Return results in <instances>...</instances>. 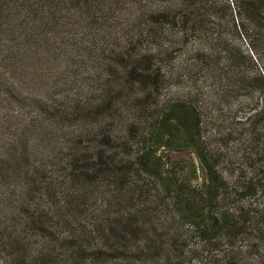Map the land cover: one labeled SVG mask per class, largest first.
I'll use <instances>...</instances> for the list:
<instances>
[{
    "label": "trees",
    "instance_id": "16d2710c",
    "mask_svg": "<svg viewBox=\"0 0 264 264\" xmlns=\"http://www.w3.org/2000/svg\"><path fill=\"white\" fill-rule=\"evenodd\" d=\"M196 12L0 0V264H264V111L238 119L237 161L232 130L160 100L194 79L168 64Z\"/></svg>",
    "mask_w": 264,
    "mask_h": 264
},
{
    "label": "rangeland",
    "instance_id": "374dc122",
    "mask_svg": "<svg viewBox=\"0 0 264 264\" xmlns=\"http://www.w3.org/2000/svg\"><path fill=\"white\" fill-rule=\"evenodd\" d=\"M192 2L197 8L195 37L175 51L168 66L184 76L192 64L194 79L171 81L160 100L192 101L205 118L207 133L232 130L234 135L222 144L240 161L247 138L238 135L243 131L238 119L251 109L264 111V86L255 81L243 89L246 78L264 77V0Z\"/></svg>",
    "mask_w": 264,
    "mask_h": 264
}]
</instances>
